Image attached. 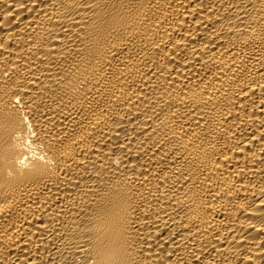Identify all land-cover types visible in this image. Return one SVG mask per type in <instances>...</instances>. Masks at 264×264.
Returning a JSON list of instances; mask_svg holds the SVG:
<instances>
[{"label": "bare ground", "instance_id": "1", "mask_svg": "<svg viewBox=\"0 0 264 264\" xmlns=\"http://www.w3.org/2000/svg\"><path fill=\"white\" fill-rule=\"evenodd\" d=\"M0 264H264V0H0Z\"/></svg>", "mask_w": 264, "mask_h": 264}]
</instances>
